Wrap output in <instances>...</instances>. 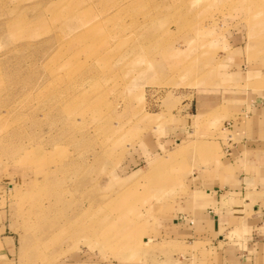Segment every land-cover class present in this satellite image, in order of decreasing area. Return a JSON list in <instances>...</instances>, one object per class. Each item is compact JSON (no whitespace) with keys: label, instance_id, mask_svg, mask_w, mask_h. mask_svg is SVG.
<instances>
[{"label":"rangeland","instance_id":"obj_1","mask_svg":"<svg viewBox=\"0 0 264 264\" xmlns=\"http://www.w3.org/2000/svg\"><path fill=\"white\" fill-rule=\"evenodd\" d=\"M240 56L264 58V0H0L15 264H166L159 216L220 157L201 101L237 87Z\"/></svg>","mask_w":264,"mask_h":264},{"label":"crops","instance_id":"obj_2","mask_svg":"<svg viewBox=\"0 0 264 264\" xmlns=\"http://www.w3.org/2000/svg\"><path fill=\"white\" fill-rule=\"evenodd\" d=\"M201 104L221 109V155L159 216L157 239L174 247L166 264H264V58L240 56L237 87ZM16 250L0 211V264H15Z\"/></svg>","mask_w":264,"mask_h":264},{"label":"bare ground","instance_id":"obj_3","mask_svg":"<svg viewBox=\"0 0 264 264\" xmlns=\"http://www.w3.org/2000/svg\"><path fill=\"white\" fill-rule=\"evenodd\" d=\"M73 216H74V214H73ZM67 223H68V222H67ZM67 223H66V224H67Z\"/></svg>","mask_w":264,"mask_h":264}]
</instances>
